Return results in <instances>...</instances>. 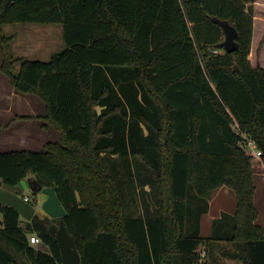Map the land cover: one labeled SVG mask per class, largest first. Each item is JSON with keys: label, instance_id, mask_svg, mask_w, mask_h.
<instances>
[{"label": "trees", "instance_id": "16d2710c", "mask_svg": "<svg viewBox=\"0 0 264 264\" xmlns=\"http://www.w3.org/2000/svg\"><path fill=\"white\" fill-rule=\"evenodd\" d=\"M254 2L0 0V70L44 101L43 117L61 132L39 150H0V186L25 197L28 179L35 205L53 186L82 264H192L204 243L206 264H223L218 250L264 264L256 155L243 143L244 134L264 162V67L249 58ZM215 18L236 27L238 49L213 51L225 38ZM13 23H61L65 48L49 61L15 57L16 35L3 29ZM222 187L236 208L203 235ZM0 214V264H63L49 231L60 218L23 222L2 203Z\"/></svg>", "mask_w": 264, "mask_h": 264}, {"label": "rangeland", "instance_id": "374dc122", "mask_svg": "<svg viewBox=\"0 0 264 264\" xmlns=\"http://www.w3.org/2000/svg\"><path fill=\"white\" fill-rule=\"evenodd\" d=\"M254 8V20H256L255 25V33H253L252 44H251V52L249 54V58L253 65H261L264 67V0H256L253 3ZM4 32L8 35L15 34L16 39L13 42V55L15 57L24 56L27 59H40L44 61H49L52 54L58 52L65 48V43L63 39V25L61 23H13L7 24L3 27ZM1 52H0V61H1ZM20 69V64L16 66V71L18 72ZM2 73V72H0ZM7 79L8 77L2 73ZM5 82L0 81V90L5 88ZM26 96V95H23ZM25 98V97H24ZM40 100L35 96L27 95L25 100L20 102H14L16 105L22 106V111H29V107L32 108L33 114L35 118H29L28 128L30 132L33 134V137L36 141H31L28 146H19V144H13L8 148L4 149H21L22 147L27 148L29 150H39L42 148V144H35L37 140L40 142L45 138L43 133H38V115L42 111V107L40 105ZM14 116L7 119L6 124L13 123L17 121ZM26 121V120H23ZM4 122V123H5ZM9 122V123H7ZM234 127L238 130L237 126ZM32 137V138H33ZM244 145L248 148H251L252 144H250L249 138L247 135L243 134ZM38 142V143H40ZM22 144V143H21ZM25 145V144H24ZM253 166L255 171V178L257 183V192L255 196L256 205L259 209V219L258 222L262 224L264 227V162L260 157H254ZM25 186H28V182H25ZM30 191L31 187L29 186ZM139 193V192H138ZM129 192L127 193V197L130 198ZM45 197L43 193H39L38 196ZM138 197V196H137ZM147 199L149 198L146 195ZM139 207L141 211L145 209L143 206L142 198L138 197ZM40 203L36 204L41 214H46L41 208ZM151 209L155 210L156 205L152 202ZM155 208V209H154ZM236 208V196L235 193L229 189L228 187H222L215 190L212 194L211 202H210V210L207 214L204 215L202 220V234L208 235L211 231V225L214 217L219 216V214L224 211H234ZM212 218V219H211ZM23 222L26 220L22 218ZM224 246L230 247L229 243H222ZM38 245V244H37ZM223 246V247H224ZM222 249L223 247L220 246ZM219 251V250H218ZM216 252L218 256H220V260H222L223 264H242L240 259H234L230 256H225L222 253Z\"/></svg>", "mask_w": 264, "mask_h": 264}, {"label": "water", "instance_id": "95a60500", "mask_svg": "<svg viewBox=\"0 0 264 264\" xmlns=\"http://www.w3.org/2000/svg\"><path fill=\"white\" fill-rule=\"evenodd\" d=\"M215 21L223 28L225 38L217 44V47L226 52L238 49V30L228 20L215 18ZM40 193L46 195V199L40 203V208L52 218H60L59 223H53L49 227L51 234L57 238L63 264H82L81 253L76 245L73 235L69 232L64 219L67 209L61 202L56 189L53 186H45ZM0 203L17 209L22 218L30 221L39 212L37 205L25 199V197L0 186ZM0 224H3L0 216Z\"/></svg>", "mask_w": 264, "mask_h": 264}, {"label": "crops", "instance_id": "0c3cea01", "mask_svg": "<svg viewBox=\"0 0 264 264\" xmlns=\"http://www.w3.org/2000/svg\"><path fill=\"white\" fill-rule=\"evenodd\" d=\"M255 25H256V20H254L253 33H255L256 30ZM1 58H2V54H1ZM1 63H2V59L0 61V64ZM0 72L4 73L2 70H0ZM2 73H0V81L5 82L6 87L0 90V150L1 151L20 150V149H4V148H8L13 144H19V146H28L30 145L31 141H36L35 138L33 137V134L30 132L28 128L29 124L27 121V119L29 118H33V117L35 118L34 115L36 114H33L35 112H33L31 107H29L30 112L25 110L22 111V106L16 105L14 103L16 101L20 102V100L24 101L27 95L37 97L40 100L39 103L42 107V111L38 115L39 119H42V120H38V126H39L38 133H43L45 135V138L41 142L37 140L35 144H42V148H43L45 143H47L48 141H60L61 139L60 130L53 123H51L50 121H48L43 117L46 112V104L44 103V101L34 93L17 92L14 86L11 84L9 77L4 73L8 77L7 79ZM12 116L20 119H17V121H14L11 124L7 122L9 123L7 125L5 121H7V119H9ZM21 149H27V148L22 147ZM25 182H28V179L23 180L21 182V186L23 188L24 195L29 196L31 191L29 188V184L28 186H25ZM46 197L47 196L43 197L39 195L38 201L42 202L43 200L46 199ZM0 216L2 217L1 214Z\"/></svg>", "mask_w": 264, "mask_h": 264}, {"label": "built area", "instance_id": "2783aa9c", "mask_svg": "<svg viewBox=\"0 0 264 264\" xmlns=\"http://www.w3.org/2000/svg\"><path fill=\"white\" fill-rule=\"evenodd\" d=\"M220 50H223V49L219 48V49H215L213 51L218 52ZM250 144H252V146H250L251 148H248V145H247V148L250 149L257 157H260L261 156V150H259L256 147V144L252 140H250ZM25 199L29 201V196H25ZM30 241L33 244H38L41 242V239L38 235L31 234ZM207 261H208V249H207L206 243H204L199 250L198 258L192 264H206Z\"/></svg>", "mask_w": 264, "mask_h": 264}]
</instances>
